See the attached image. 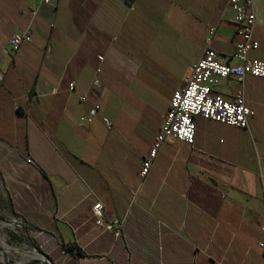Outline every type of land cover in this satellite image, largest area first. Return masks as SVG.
Masks as SVG:
<instances>
[{
	"label": "crops",
	"instance_id": "obj_1",
	"mask_svg": "<svg viewBox=\"0 0 264 264\" xmlns=\"http://www.w3.org/2000/svg\"><path fill=\"white\" fill-rule=\"evenodd\" d=\"M228 1L0 0V197L54 243L55 264H264L263 78L243 80L246 128L196 117L192 145L167 139L139 175L203 49L235 62ZM252 5L248 55L264 61V0ZM27 26L31 41L12 52L9 37ZM240 85L221 78L211 91L232 99ZM93 103L100 114L86 122ZM62 245L73 252L63 257Z\"/></svg>",
	"mask_w": 264,
	"mask_h": 264
},
{
	"label": "built area",
	"instance_id": "obj_2",
	"mask_svg": "<svg viewBox=\"0 0 264 264\" xmlns=\"http://www.w3.org/2000/svg\"><path fill=\"white\" fill-rule=\"evenodd\" d=\"M40 1L56 4L58 0ZM227 7L231 10L232 19L238 28L239 38L234 43L235 62H219L216 58V52L206 46L199 58L190 65L182 83L174 89L161 123L153 135L150 147L142 158L139 170L141 178L147 175L159 148L167 139L172 138L180 143L192 145L195 134L194 119L196 117L239 128L247 127L248 118L253 114V111L245 104L242 83L247 75L264 79V61L250 58L248 55L258 48V41L253 38L255 15L252 0H229ZM212 33L213 28H210L209 34ZM30 41L31 34L27 26L22 32L13 33L9 37L8 49L15 52L21 43ZM97 58L101 61L103 56L98 55ZM226 77H232L241 83L232 99L224 98L211 91L213 84ZM79 99L85 101L86 95H80ZM97 114H100V106L98 103H93L84 120L90 122ZM100 118L106 128L111 127V121L106 116L101 115ZM259 174L260 178L264 180V168L260 169ZM100 211L101 203L96 201L92 206L96 225H102ZM111 228L109 223L104 225V229L110 230ZM115 234H118V231H115ZM260 234L256 244L264 257V225L260 227ZM68 253L69 251L61 250L63 257Z\"/></svg>",
	"mask_w": 264,
	"mask_h": 264
},
{
	"label": "rangeland",
	"instance_id": "obj_3",
	"mask_svg": "<svg viewBox=\"0 0 264 264\" xmlns=\"http://www.w3.org/2000/svg\"><path fill=\"white\" fill-rule=\"evenodd\" d=\"M13 220L17 219L9 213L4 199L0 197V264H42L40 263L42 257L31 246V242L47 255L52 264H55L49 255L55 248L54 243L48 248L38 239H30L23 232L21 225L10 223Z\"/></svg>",
	"mask_w": 264,
	"mask_h": 264
},
{
	"label": "water",
	"instance_id": "obj_4",
	"mask_svg": "<svg viewBox=\"0 0 264 264\" xmlns=\"http://www.w3.org/2000/svg\"><path fill=\"white\" fill-rule=\"evenodd\" d=\"M1 76H2V72H1V70H0V78H1ZM2 219H3V218H2ZM3 220H4V219H3ZM10 223L13 224V225H21V223H20L18 220H13V221H11ZM31 246L37 250V252L39 253V255H41L42 259L40 260V263H42V264H52V263L49 261L47 255H45L42 251H40V250L38 249V247H37L33 242H31Z\"/></svg>",
	"mask_w": 264,
	"mask_h": 264
},
{
	"label": "trees",
	"instance_id": "obj_5",
	"mask_svg": "<svg viewBox=\"0 0 264 264\" xmlns=\"http://www.w3.org/2000/svg\"><path fill=\"white\" fill-rule=\"evenodd\" d=\"M11 215H13V213H11ZM21 228H22V230H23V232L25 233L26 236H28L32 240L35 239L33 237V235H31L30 228L27 225H25L24 223H21ZM61 249L65 250V251L73 252V248L71 246L62 245ZM58 252H59V250H58Z\"/></svg>",
	"mask_w": 264,
	"mask_h": 264
}]
</instances>
